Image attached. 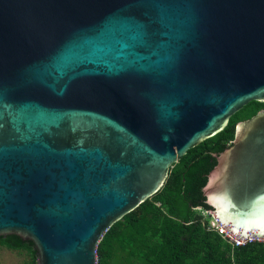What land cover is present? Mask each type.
<instances>
[{
  "label": "water",
  "instance_id": "water-1",
  "mask_svg": "<svg viewBox=\"0 0 264 264\" xmlns=\"http://www.w3.org/2000/svg\"><path fill=\"white\" fill-rule=\"evenodd\" d=\"M264 102V0H0V236L37 264H96L104 233L192 147ZM264 239V108L203 187Z\"/></svg>",
  "mask_w": 264,
  "mask_h": 264
},
{
  "label": "trees",
  "instance_id": "trees-1",
  "mask_svg": "<svg viewBox=\"0 0 264 264\" xmlns=\"http://www.w3.org/2000/svg\"><path fill=\"white\" fill-rule=\"evenodd\" d=\"M264 108L251 100L214 136L190 148L170 168L163 186L112 224L99 241L98 264H264V242L241 246L211 226V206L203 187L216 155L231 144L235 125ZM25 251L24 264H37L33 243L17 235L0 236V247Z\"/></svg>",
  "mask_w": 264,
  "mask_h": 264
},
{
  "label": "rangeland",
  "instance_id": "rangeland-1",
  "mask_svg": "<svg viewBox=\"0 0 264 264\" xmlns=\"http://www.w3.org/2000/svg\"><path fill=\"white\" fill-rule=\"evenodd\" d=\"M210 214L212 216L211 211ZM26 260L25 251L12 250L5 246L0 247V264H24Z\"/></svg>",
  "mask_w": 264,
  "mask_h": 264
},
{
  "label": "built area",
  "instance_id": "built-area-1",
  "mask_svg": "<svg viewBox=\"0 0 264 264\" xmlns=\"http://www.w3.org/2000/svg\"><path fill=\"white\" fill-rule=\"evenodd\" d=\"M212 219H211V226L216 229L228 242H231L233 245L235 246H241L244 245L248 242H253V241H260V242H264V239H254V238H247L245 239L243 242L237 241L234 238H232L217 222V220L215 219V217L212 215ZM96 264H98L96 262Z\"/></svg>",
  "mask_w": 264,
  "mask_h": 264
},
{
  "label": "crops",
  "instance_id": "crops-1",
  "mask_svg": "<svg viewBox=\"0 0 264 264\" xmlns=\"http://www.w3.org/2000/svg\"><path fill=\"white\" fill-rule=\"evenodd\" d=\"M110 264H116V263H114V259L110 260Z\"/></svg>",
  "mask_w": 264,
  "mask_h": 264
}]
</instances>
